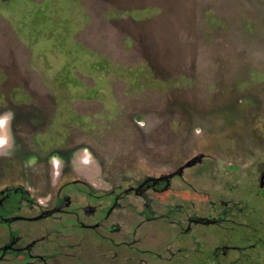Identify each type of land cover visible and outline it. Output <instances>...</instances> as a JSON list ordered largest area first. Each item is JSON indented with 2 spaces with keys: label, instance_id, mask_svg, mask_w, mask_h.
<instances>
[{
  "label": "rangeland",
  "instance_id": "rangeland-1",
  "mask_svg": "<svg viewBox=\"0 0 264 264\" xmlns=\"http://www.w3.org/2000/svg\"><path fill=\"white\" fill-rule=\"evenodd\" d=\"M2 12L0 115L14 118L0 183L61 170L57 157L33 158L36 139L72 149L66 168L95 181L99 163L164 169L156 141L170 120L181 123L172 153H221L224 167L264 149V0H12ZM112 120L122 123L101 133ZM132 128L152 153L132 150Z\"/></svg>",
  "mask_w": 264,
  "mask_h": 264
},
{
  "label": "flooded vegetation",
  "instance_id": "flooded-vegetation-1",
  "mask_svg": "<svg viewBox=\"0 0 264 264\" xmlns=\"http://www.w3.org/2000/svg\"><path fill=\"white\" fill-rule=\"evenodd\" d=\"M10 1L0 0L2 16ZM147 42L154 43L149 36ZM143 116L137 113L134 128L146 124ZM193 120L199 124V117ZM246 122L245 144L251 139ZM113 123L122 122L101 121L100 132ZM163 127L156 146L164 169L131 172L99 163L98 181L66 168L72 149L36 139L33 158L57 157L63 167L38 169L36 184L0 183V264H264V149H247L243 164L221 167V153L186 157L181 147L172 153L181 123ZM143 132L132 128V150L152 153Z\"/></svg>",
  "mask_w": 264,
  "mask_h": 264
},
{
  "label": "clouds",
  "instance_id": "clouds-1",
  "mask_svg": "<svg viewBox=\"0 0 264 264\" xmlns=\"http://www.w3.org/2000/svg\"><path fill=\"white\" fill-rule=\"evenodd\" d=\"M14 114L11 111H7L0 115V149H5L10 145L11 135H10V124ZM10 154L7 151H0V155Z\"/></svg>",
  "mask_w": 264,
  "mask_h": 264
}]
</instances>
